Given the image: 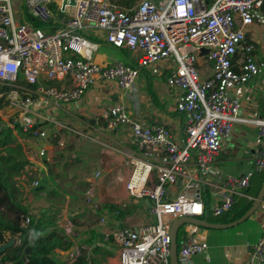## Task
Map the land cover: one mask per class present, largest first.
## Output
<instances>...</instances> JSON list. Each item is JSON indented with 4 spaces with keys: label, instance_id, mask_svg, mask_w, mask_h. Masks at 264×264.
I'll use <instances>...</instances> for the list:
<instances>
[{
    "label": "built area",
    "instance_id": "1",
    "mask_svg": "<svg viewBox=\"0 0 264 264\" xmlns=\"http://www.w3.org/2000/svg\"><path fill=\"white\" fill-rule=\"evenodd\" d=\"M56 3L63 8L52 12L50 7ZM25 4L35 17H39L38 9L48 15L45 21L57 20L58 27L45 32L22 23L12 0H0V85L10 88L0 98L5 97L14 117L7 124L32 133L41 144L49 136L34 124L35 119L41 124L55 123L64 138L70 132L94 141L51 119L41 108L48 112L50 107L61 108L81 100L92 87L115 83L121 103L103 111L104 130L113 133L130 128L131 154L123 160L130 174L124 189L129 198L148 200L149 214L156 221L138 229H115L103 239L118 246L119 264H170L174 220L219 218L231 212L247 196L254 177L264 173V118L241 119V100L233 96L264 76L259 46L250 37L255 25H264V0H140L129 9L110 0H26ZM86 29L102 32L106 42L118 49L139 52L138 65L96 63L98 48L84 36ZM203 50L208 52L202 54ZM204 60L212 70L208 78L202 77ZM159 63L167 64V85L180 91L176 111L184 117L181 140L164 125L132 120L124 103L141 69ZM65 80L71 87L44 85ZM241 121L257 128L258 144L250 168L241 175L215 170L224 141ZM47 153V148L40 149L38 158H47ZM206 187L214 189L208 200ZM94 195L91 187L86 202L91 203ZM191 227L179 245L180 263L190 264L198 254L210 262L208 242L198 235L197 227ZM74 228L66 221L62 234L74 238L78 236ZM245 264H264V235L252 245Z\"/></svg>",
    "mask_w": 264,
    "mask_h": 264
},
{
    "label": "crops",
    "instance_id": "2",
    "mask_svg": "<svg viewBox=\"0 0 264 264\" xmlns=\"http://www.w3.org/2000/svg\"><path fill=\"white\" fill-rule=\"evenodd\" d=\"M23 20L24 12L22 13L20 22L23 23ZM43 21L46 22L45 20ZM49 27L50 30L48 29L47 32L55 30L58 27L57 20H54L53 24ZM262 28L264 29V25H255L250 35L251 39L259 46L258 61H264V48L260 44V38L264 35L261 31ZM83 34L89 41L97 45L98 52L94 58L96 63L107 66L116 61H122L129 65H138L139 52L133 51L130 48L118 49L108 44L104 39V34L97 30L86 29L83 31ZM201 71L203 78H208L212 75L210 64L206 60L202 63ZM141 73H143V77L138 78L133 92L124 101L132 120L143 121L148 125H164L173 132L176 139L181 140L184 117L176 111V100L180 95V91L178 89H171L166 83L167 64L159 63L149 68H143L140 71ZM53 83L54 87L57 88L64 86L65 88L71 87L69 80H65V83ZM99 92L101 94H98ZM97 96L99 97L97 98ZM233 96L241 100V119L264 118V76L255 79L246 87L234 92ZM120 103V90L118 86L115 83H105L93 87L81 100L65 104V106L61 107L63 112H65L64 124L71 129L88 134L94 139V141L88 139L91 141L90 143L94 142L98 144V146H93L88 140L77 137L73 138L72 135L74 134L66 132L65 154L67 155L66 162H68L69 166L66 167L65 165V173L69 172L70 169H74L75 164L80 166L78 169L81 171L77 174L78 177L70 178L72 181L68 180L67 176L66 179L68 181L65 182V189H75L76 192L81 194V200L86 203V205L79 208H73V202L72 204L66 200L64 202L62 218L65 222L71 221L74 224V229L78 234L74 238H80L82 233L90 229V227H94V229L100 232L101 236L99 239H101L104 234H110L118 228L130 227L138 229L156 221V219L153 220L151 218L146 201L129 198L124 188H117V185L122 184L120 182L125 183L127 181L130 174V171L125 168L123 160L131 154L128 149L131 130L129 127H125L120 132H107L104 130V121L101 115L107 107ZM50 113L46 112L44 114L50 116ZM55 114L59 118L58 111ZM85 141L92 145L93 148L89 147L85 151L87 154L86 158L83 159L82 144ZM57 143L53 144V147L48 146L47 160L49 158H53L54 160L55 156L61 153V150H56V146L54 147ZM257 144L256 126L251 122L241 121L236 123L231 136L224 141L222 150L215 160V170L233 175L243 174L250 168L249 162L255 155ZM49 153L51 154L50 157L48 156ZM30 156L29 160L34 166L29 167L28 170L33 171L38 168V177L44 171L48 175L50 168L43 169ZM78 160L79 164L77 163ZM81 173H84V175ZM261 185L262 182L252 181L251 187L246 191L247 196L241 197L231 212L215 218L219 221L221 220L218 223L228 224L235 221H228V218L239 212L243 206L249 208L256 198ZM91 187L95 191L96 204L93 202L94 198L91 204L85 200L86 191ZM27 191H29V188ZM213 191L212 187H206V200L210 199V194ZM28 202H30L29 198ZM109 206L119 208V210L115 211L126 209L127 212L122 219H119V215H114L115 211H111ZM138 207H142L147 211V216L145 217L148 220L147 224L142 223L140 217H143L144 214H140L137 211ZM135 214L137 219H133ZM207 217L209 218V215ZM73 218L82 221L88 220L89 222L78 225L72 221ZM102 219H106V222L103 223ZM191 229L193 227H184L185 233L183 238L187 234V231ZM198 229V235L209 244L208 253L210 262L206 261L203 254H198L191 259L190 264H245L250 256L252 245L264 235V205L250 219L236 227L224 230ZM111 245L116 247L114 256L99 259L96 263L89 264H119L117 258L118 246L114 242ZM74 248L73 256H79L81 250H91V247L88 246H76Z\"/></svg>",
    "mask_w": 264,
    "mask_h": 264
},
{
    "label": "trees",
    "instance_id": "3",
    "mask_svg": "<svg viewBox=\"0 0 264 264\" xmlns=\"http://www.w3.org/2000/svg\"><path fill=\"white\" fill-rule=\"evenodd\" d=\"M136 1L113 0L112 4L129 9L135 5ZM25 5L23 4V8L26 7ZM23 22L35 28L50 30L49 26L53 24L54 20L44 22L26 11ZM44 85L55 86L53 82L44 83ZM36 87L31 86L32 89ZM8 90H10L9 87L0 85V93ZM7 106L8 102L5 97L0 98V110H4ZM32 139V133L23 132L19 126L11 128L0 117V245L7 243L9 236H18L20 240V245L0 253V264H89L114 256L116 247L111 245V240L105 242L102 237L99 239L101 234L96 229L85 230L80 238L64 236L59 224L62 219V207L55 208L54 205L51 207L52 212L49 213L48 211L40 212L29 204L25 187L28 185L34 187V183L39 180L38 168L31 172L27 171L34 164L29 160L23 142ZM66 158V154L58 153L54 158L55 165L61 164L62 160L66 162ZM64 165L69 166L68 162ZM63 171L64 175L61 174L60 177L66 179L64 168ZM54 174L56 173L53 172V168H50L47 176L52 179ZM262 179H264V173ZM34 189L37 194L38 190L46 188L45 185L39 184ZM54 193L56 194L54 191L50 192V196H55ZM109 207L111 211L119 210L116 206ZM247 209V206H243L239 212L229 217L228 221L239 219ZM126 212V209H121L118 218L122 219ZM10 216L15 221L10 220ZM209 219L213 222L221 221L212 219L211 215H209ZM72 221L77 224L76 218H73ZM184 233L185 230L182 228L178 236L179 244L183 240ZM76 246H88L91 247V250H81L79 256L70 254L64 261V253Z\"/></svg>",
    "mask_w": 264,
    "mask_h": 264
},
{
    "label": "rangeland",
    "instance_id": "4",
    "mask_svg": "<svg viewBox=\"0 0 264 264\" xmlns=\"http://www.w3.org/2000/svg\"><path fill=\"white\" fill-rule=\"evenodd\" d=\"M139 1L140 0H137L136 3H135V5ZM25 2H26V0H12V4L15 7V10L18 11V15H17V20L18 21H21V17H22V13L23 12H26L27 11V13L32 14V12L29 10L28 5H25L26 7L23 8V4H25ZM110 2L113 3V0H110ZM59 8H63V4L62 3H56L54 5H51L50 10L52 12H54V11L58 10ZM42 30L45 31V32H47V29H42ZM261 31H262V33H264L263 32L264 31L263 28L261 29ZM253 37L256 38L255 35H253ZM260 39H261L260 40V44L264 48V35ZM139 77L140 78L143 77V73H141L140 76H138V78ZM101 90H103V89H101ZM98 94H101V92H99ZM98 97L99 96H97V98ZM73 103H75V102H73ZM48 110H49V112H51L50 113V116H49L51 119H54L55 121H59V122H61L63 124L65 123V112H63V109L62 108L59 107V108L55 109L54 107H50V108H48ZM56 110L58 111L59 118L56 117V114H55ZM41 112L46 113L48 111L41 108ZM0 117L2 118V120L5 123H8L12 119H14V117L12 115L11 108L7 106L4 110H0ZM34 122H33L34 124H37L39 127H43L47 131V135L49 136L48 141H47L48 144L47 143L41 144L39 142L36 143V141L33 140V139L30 140V141H24L23 143H24V145L26 147L27 153H28L29 156L31 155L30 156L31 159H33L34 162L39 163L42 166L43 169L46 170L48 168H53V172L56 173V174H58V176H55L56 174H54V176H52L53 178L51 179V178H49L47 176V174H45V171L43 173H41L40 174V177H38V178H40V183L39 184L40 185H45V188L46 189L38 190L37 191V194H35L36 191H35V189H33L35 186L34 187L27 186V189L25 187V190H28V188H29V191H27L28 193L25 191L26 192L27 199L29 198V200H30L29 204H31L34 208H36L40 212H43V211L44 212L45 211L47 212L48 211L49 213L52 212V208L51 207H53L54 205L56 206L55 208L62 207V211H63V209H64L63 206L65 205L64 204L65 200L66 201H69L70 204H72V202H73L74 203L73 204V208H79L80 206L86 205V203L81 200L82 199L81 198V194L78 193V192H76L75 189H73V188L65 189V182H67L68 180H71L70 179L71 177H75V176L78 177L77 174L81 171V170L79 171V169H78L80 166H78L77 164H75L74 167H73L74 169H70L69 172L65 173L66 176H68V178H69L67 180V179H64L63 177H60V176L64 175L63 174V172H64L63 171V168L65 170V165H64L65 164V160H62L61 161V164L55 165V161L53 160V158L52 159L49 158L48 160H47L46 157H44V159L43 158L42 159L41 158H37V156H38V154L40 152V149H42V148H47L48 149L49 148L48 147L49 145H53L56 142L63 143V146L57 148L56 150H61V154H64L65 155V138L62 137L61 134H58L60 132L58 131L55 123H53V124L52 123L41 124V123H39V119H35ZM55 136H58V137L56 138ZM72 136H73V138H76L77 137V135H72ZM85 140H88V139H85ZM90 142L91 141H89V143ZM89 143L87 141H85L82 144V149H83L82 151H83V154H84L83 155V159L86 158L87 152H85V151L89 147H92L93 148V146H98V144H96L94 142L93 143H90V144H93V146L90 145ZM31 152H32V154H31ZM50 155L51 154L49 153L48 156L50 157ZM27 171H29V170L27 169ZM29 172H31V171H29ZM81 174L84 175V173H81ZM25 176H27V175H25ZM262 180H263L262 179V175H256L254 177L253 182H262ZM22 182H23V180H22ZM120 183H122V184L121 185H117L118 186L117 188H119V189L120 188H124L123 187L124 186V184H123L124 182H120ZM24 185H25V183H24ZM36 188H38V187H36ZM52 191L56 192V194L54 193L55 196H52L51 197L50 196V192H52ZM93 202L95 204L97 203L96 196L94 197ZM137 203H138V201H137ZM137 211H139L140 214H144V216L143 217H140V219L142 220V223L147 224L148 223V220L145 218L147 216V213H146L147 211L144 208H142V207H138L137 208ZM135 218L137 219L136 214L134 215L133 219H135ZM151 218L153 220L156 219L154 216H151ZM9 219L12 220V221H15L14 218L11 217V216L9 217ZM212 219H215V218L212 217ZM62 220H63V218L59 222L60 227L65 222V220H63V221ZM76 221L78 222L77 223L78 225L85 224V223L89 222L88 220L82 221L80 219H77ZM90 228H93L94 229V227H90ZM12 239L15 240L16 246L20 245V240H19L18 236H14V237L9 236V241L12 240ZM64 261H65V257H64Z\"/></svg>",
    "mask_w": 264,
    "mask_h": 264
},
{
    "label": "water",
    "instance_id": "5",
    "mask_svg": "<svg viewBox=\"0 0 264 264\" xmlns=\"http://www.w3.org/2000/svg\"><path fill=\"white\" fill-rule=\"evenodd\" d=\"M35 12L37 16H39L42 20L48 19V15H46L45 13H42L40 10L35 9ZM207 52H208L207 50H203L202 54H205ZM144 201H146V204L150 206V202L148 200H144ZM263 203H264V179L262 181V185L260 187V190L256 198L254 199V201L252 202L248 210L239 219L231 223L222 224L218 222H213L209 220L207 216L204 217L203 219H198V218L188 217V216L177 218L176 220L173 221L171 225V230H170V235H171L170 264H181L179 260V245L180 244H179L178 236L182 228L187 227V226H194L197 228L208 229V230H224V229L236 227L240 224H243L248 219H250L255 214V212H257L261 208ZM15 246H16L15 240L12 239L8 241L7 243L0 245V253H4L6 250L11 249ZM74 251H75V248L72 247L69 252L64 253L65 260ZM22 258L24 259V255Z\"/></svg>",
    "mask_w": 264,
    "mask_h": 264
},
{
    "label": "bare ground",
    "instance_id": "6",
    "mask_svg": "<svg viewBox=\"0 0 264 264\" xmlns=\"http://www.w3.org/2000/svg\"><path fill=\"white\" fill-rule=\"evenodd\" d=\"M69 11H70V13H72L73 9H71V10H69Z\"/></svg>",
    "mask_w": 264,
    "mask_h": 264
}]
</instances>
